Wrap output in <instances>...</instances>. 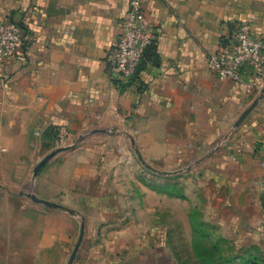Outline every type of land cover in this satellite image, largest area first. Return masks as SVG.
Returning <instances> with one entry per match:
<instances>
[{"label":"crops","instance_id":"1","mask_svg":"<svg viewBox=\"0 0 264 264\" xmlns=\"http://www.w3.org/2000/svg\"><path fill=\"white\" fill-rule=\"evenodd\" d=\"M143 2L156 41L122 82L109 56L128 0H0V20L24 33L0 68V264H66L82 223L74 264H168L171 220L188 222L202 200L264 239V90L248 93L206 63L242 23L264 38V0ZM59 127L83 140L34 179L35 195L62 208L53 209L20 196L61 148ZM143 161L192 177L187 197Z\"/></svg>","mask_w":264,"mask_h":264},{"label":"built area","instance_id":"2","mask_svg":"<svg viewBox=\"0 0 264 264\" xmlns=\"http://www.w3.org/2000/svg\"><path fill=\"white\" fill-rule=\"evenodd\" d=\"M143 4V0H128L120 35L109 56L112 71L122 82L136 76L156 41L155 26L146 19ZM23 43L22 27L0 20V68L15 61ZM206 63L216 77L233 81L248 93L264 90V38L250 23L240 24L224 46L208 55ZM71 142L65 128H57L55 144L65 147Z\"/></svg>","mask_w":264,"mask_h":264},{"label":"rangeland","instance_id":"3","mask_svg":"<svg viewBox=\"0 0 264 264\" xmlns=\"http://www.w3.org/2000/svg\"><path fill=\"white\" fill-rule=\"evenodd\" d=\"M140 165L146 173H151L143 162ZM168 178H170L168 183L170 193L187 197L186 194L184 196L183 188L192 177L177 174ZM1 190L0 188V200L4 195ZM31 194H35L33 174L31 183L20 197L29 198L27 195ZM202 203L201 208L198 206L191 208L188 222L171 220L173 236L169 240L171 254L168 257V264H264V239H248L243 236L245 234L242 232V224L236 221L227 223L225 210L229 208L219 206L217 214H210V209L205 206L204 200ZM233 210L235 211L236 208ZM238 211V214L232 218L244 217L240 208ZM68 262L69 259L66 264Z\"/></svg>","mask_w":264,"mask_h":264},{"label":"water","instance_id":"4","mask_svg":"<svg viewBox=\"0 0 264 264\" xmlns=\"http://www.w3.org/2000/svg\"><path fill=\"white\" fill-rule=\"evenodd\" d=\"M263 96H264V91H263ZM259 103V100H256L252 106L241 116V118L239 119V121L237 122L236 124V127H239L241 125V123L245 120V118L257 107ZM94 133H97L94 132ZM83 140V137L81 138H78L75 142H73L71 145H68V146H65V147H61V148H57L56 150H53L51 153H49L47 156H45L41 162H39V164L36 166V168L34 169V172H33V179H35L39 172L44 168V166L51 160L53 159L55 156H57L58 154L62 153V152H66V151H70V150H73L76 148V146ZM143 163L145 164L146 168L157 173V174H160V175H164V176H171V175H176L175 173L174 174H171V173H163V172H159L155 169H153L151 166H149L148 164H146L144 161ZM23 195V194H22ZM29 198H31L34 202L38 203V204H42L44 206H47L49 208H53V209H62L60 206L54 204V203H51L49 201H46V200H42V199H39L35 194H31V195H27ZM84 234H85V225L84 223H82V228H81V234H80V237H79V240L69 258V262L68 264H74L75 263V260H76V257L78 255V252L81 248V245L83 243V240H84Z\"/></svg>","mask_w":264,"mask_h":264}]
</instances>
